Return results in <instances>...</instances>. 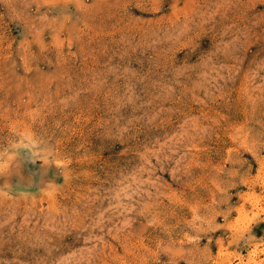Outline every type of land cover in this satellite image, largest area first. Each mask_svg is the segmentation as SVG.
I'll return each instance as SVG.
<instances>
[{"label":"rangeland","instance_id":"rangeland-1","mask_svg":"<svg viewBox=\"0 0 264 264\" xmlns=\"http://www.w3.org/2000/svg\"><path fill=\"white\" fill-rule=\"evenodd\" d=\"M0 264H264V0H0Z\"/></svg>","mask_w":264,"mask_h":264},{"label":"bare ground","instance_id":"bare-ground-1","mask_svg":"<svg viewBox=\"0 0 264 264\" xmlns=\"http://www.w3.org/2000/svg\"><path fill=\"white\" fill-rule=\"evenodd\" d=\"M245 233V232H244Z\"/></svg>","mask_w":264,"mask_h":264}]
</instances>
